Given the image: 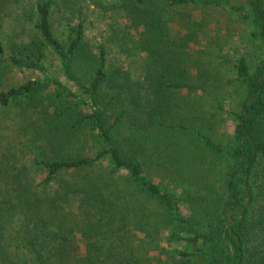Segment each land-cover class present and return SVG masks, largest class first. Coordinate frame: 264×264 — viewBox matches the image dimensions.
<instances>
[{
    "label": "trees",
    "instance_id": "1",
    "mask_svg": "<svg viewBox=\"0 0 264 264\" xmlns=\"http://www.w3.org/2000/svg\"><path fill=\"white\" fill-rule=\"evenodd\" d=\"M21 2L0 0V264H264V0H39L17 15L33 29L6 33ZM214 8L240 14L253 49L226 62V144L191 103L223 96L204 52L187 57L207 27L192 12ZM91 14L109 21L97 42ZM164 235L194 252L151 255Z\"/></svg>",
    "mask_w": 264,
    "mask_h": 264
},
{
    "label": "rangeland",
    "instance_id": "2",
    "mask_svg": "<svg viewBox=\"0 0 264 264\" xmlns=\"http://www.w3.org/2000/svg\"><path fill=\"white\" fill-rule=\"evenodd\" d=\"M39 0H22L19 5H13L9 8L10 11L13 12V16L10 19H7L5 24H3V31L6 33L11 31H20L21 28H26L28 30L33 29V25L29 22L21 24L17 21L18 14H26L31 15L35 12V4ZM230 2L235 6H246L248 0H230ZM96 11V10H95ZM98 12V11H96ZM189 12H191L189 10ZM99 13V12H98ZM194 21H205L206 33L201 37V42L196 45L192 44L190 46V50L187 54L188 60L193 61L197 60L200 52H204L201 54V58L203 62L206 63L208 67H204L209 74L213 76H217L215 80V84H220L219 79L223 80L224 89L221 92L223 94L220 99V103L218 104L214 100L208 99L205 96L203 101H200V97L196 96L193 98L192 107L193 114L201 116L204 122L210 127H213V134L216 139L224 144L229 141V138L233 134L235 123L231 116H228V112L232 111L234 107H236L235 99V84L228 83V80H233L234 76L231 72H229L228 66H226V62L235 61L236 59L245 56L248 52H253V49L248 41V35L250 29L247 25H245L241 19L240 14L231 12L229 9L220 8V9H209L208 11L203 10H195L192 12ZM59 16L54 15L55 21V29L63 32L66 29L65 22L58 21ZM109 21H105L100 18L99 14L93 15L91 14L90 22L87 24L88 34L90 39L93 42H97L99 39V33L106 31L108 28ZM122 25V24H120ZM182 31V30H181ZM199 52V53H198ZM260 58V57H259ZM126 62H134V65H131V70L133 73H136L139 64V57H133ZM60 63L56 60V58L51 57L48 61V75L51 78L63 80L64 76L61 72ZM224 64V66H223ZM196 73V70L193 71ZM218 74V75H216ZM42 76L40 74H33L31 72H15L9 80L8 83L12 85H19L22 83H26L28 81H33L36 79H40ZM187 98H190L189 95H186ZM221 106V107H220ZM222 108L223 112L218 113V111ZM214 113L216 116H214ZM200 123V122H199ZM153 182L160 185V187L169 191L173 194V191L176 192V189L172 184L165 180L167 178H161L157 176L158 173L154 172ZM160 176H164V173L160 171ZM177 192L176 194H178ZM182 207H186L185 202H181ZM181 237H186L185 233L181 234ZM160 248L159 251L152 252L151 255L160 257L162 256L164 250L169 252H174L175 250L180 251H188L194 252V249L190 247V245L186 241L181 242H171L166 239V235L162 236L160 239V243L158 245ZM163 251V252H162ZM203 259V256H202Z\"/></svg>",
    "mask_w": 264,
    "mask_h": 264
}]
</instances>
